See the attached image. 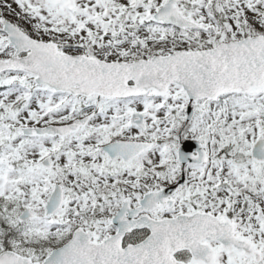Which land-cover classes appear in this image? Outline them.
I'll return each mask as SVG.
<instances>
[{
  "label": "snow or ice",
  "instance_id": "obj_1",
  "mask_svg": "<svg viewBox=\"0 0 264 264\" xmlns=\"http://www.w3.org/2000/svg\"><path fill=\"white\" fill-rule=\"evenodd\" d=\"M0 264H264V0H0Z\"/></svg>",
  "mask_w": 264,
  "mask_h": 264
}]
</instances>
